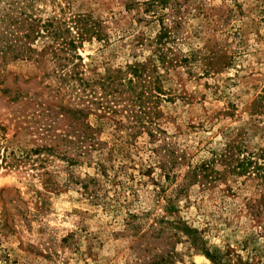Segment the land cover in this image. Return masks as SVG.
Returning <instances> with one entry per match:
<instances>
[{
	"label": "rangeland",
	"instance_id": "obj_1",
	"mask_svg": "<svg viewBox=\"0 0 264 264\" xmlns=\"http://www.w3.org/2000/svg\"><path fill=\"white\" fill-rule=\"evenodd\" d=\"M0 264H264V0H0Z\"/></svg>",
	"mask_w": 264,
	"mask_h": 264
},
{
	"label": "trees",
	"instance_id": "obj_2",
	"mask_svg": "<svg viewBox=\"0 0 264 264\" xmlns=\"http://www.w3.org/2000/svg\"><path fill=\"white\" fill-rule=\"evenodd\" d=\"M157 1V0H156ZM68 45L72 46L73 44L72 43H69ZM204 255L207 257V258H211V254L208 252V251H204Z\"/></svg>",
	"mask_w": 264,
	"mask_h": 264
}]
</instances>
